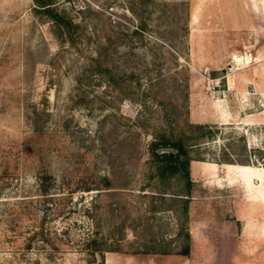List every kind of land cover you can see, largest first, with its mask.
Here are the masks:
<instances>
[{"label": "rangeland", "instance_id": "rangeland-1", "mask_svg": "<svg viewBox=\"0 0 264 264\" xmlns=\"http://www.w3.org/2000/svg\"><path fill=\"white\" fill-rule=\"evenodd\" d=\"M49 2L0 0V264H264V0Z\"/></svg>", "mask_w": 264, "mask_h": 264}, {"label": "trees", "instance_id": "trees-1", "mask_svg": "<svg viewBox=\"0 0 264 264\" xmlns=\"http://www.w3.org/2000/svg\"><path fill=\"white\" fill-rule=\"evenodd\" d=\"M33 2L39 7L36 8L46 14H50L58 22H63L61 16H59L51 8L49 0H33ZM212 127L207 123H191V132L186 135L187 138L200 139L203 136H208L211 134ZM193 131L196 132L193 134ZM192 143H196L192 142ZM162 147L166 148L163 151H156V148ZM263 154H259V157L264 162V149H262ZM150 157L153 163V171L155 174L160 176H166L171 174H179L184 178L186 186L189 185V172H188V161L192 158L189 155L187 147L182 142L181 137H162L158 140H154L150 147ZM201 159V158H198ZM226 162H232L230 158H224ZM96 251H100V247L94 248ZM105 249V248H104ZM188 247L184 246L180 253L186 254Z\"/></svg>", "mask_w": 264, "mask_h": 264}, {"label": "bare ground", "instance_id": "bare-ground-1", "mask_svg": "<svg viewBox=\"0 0 264 264\" xmlns=\"http://www.w3.org/2000/svg\"><path fill=\"white\" fill-rule=\"evenodd\" d=\"M250 172H253V170L248 166H241L239 169V173L244 177L247 184L250 182Z\"/></svg>", "mask_w": 264, "mask_h": 264}, {"label": "crops", "instance_id": "crops-1", "mask_svg": "<svg viewBox=\"0 0 264 264\" xmlns=\"http://www.w3.org/2000/svg\"><path fill=\"white\" fill-rule=\"evenodd\" d=\"M213 162V161H212ZM215 163V162H214ZM216 164V163H215ZM197 166H196V172H195V174H206V173H211V170H208L207 172H202V171H200V162H198L197 164H196ZM191 168L193 167V166H190ZM195 167V166H194ZM215 168V167H214ZM214 170V169H213ZM190 224H192L191 222H190ZM190 233H191V230H190ZM190 237H191V240H193V234L191 233L190 234ZM178 262H181V261H178Z\"/></svg>", "mask_w": 264, "mask_h": 264}, {"label": "built area", "instance_id": "built-area-1", "mask_svg": "<svg viewBox=\"0 0 264 264\" xmlns=\"http://www.w3.org/2000/svg\"><path fill=\"white\" fill-rule=\"evenodd\" d=\"M213 88V86H211Z\"/></svg>", "mask_w": 264, "mask_h": 264}]
</instances>
